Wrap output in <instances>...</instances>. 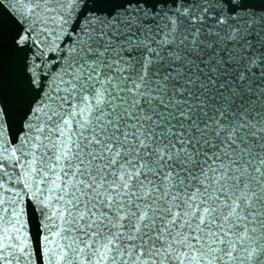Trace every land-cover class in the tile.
<instances>
[{
  "label": "snow or ice",
  "instance_id": "obj_1",
  "mask_svg": "<svg viewBox=\"0 0 264 264\" xmlns=\"http://www.w3.org/2000/svg\"><path fill=\"white\" fill-rule=\"evenodd\" d=\"M0 264H264V0H0Z\"/></svg>",
  "mask_w": 264,
  "mask_h": 264
},
{
  "label": "water",
  "instance_id": "obj_2",
  "mask_svg": "<svg viewBox=\"0 0 264 264\" xmlns=\"http://www.w3.org/2000/svg\"><path fill=\"white\" fill-rule=\"evenodd\" d=\"M30 227L32 229L33 239H35V230H36V222H35V220L32 221Z\"/></svg>",
  "mask_w": 264,
  "mask_h": 264
}]
</instances>
